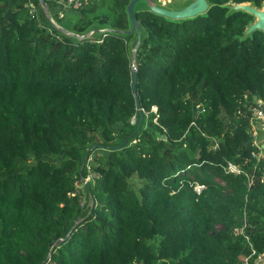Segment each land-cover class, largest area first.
Instances as JSON below:
<instances>
[{
  "label": "trees",
  "instance_id": "obj_1",
  "mask_svg": "<svg viewBox=\"0 0 264 264\" xmlns=\"http://www.w3.org/2000/svg\"><path fill=\"white\" fill-rule=\"evenodd\" d=\"M129 1L83 0L66 18L45 3L83 35L129 30ZM208 2L181 21L136 13L140 122L133 36L77 40L39 0H0V264H264V156L246 118L264 103V34L246 37L254 18L227 6L264 0ZM98 148L86 210L76 183Z\"/></svg>",
  "mask_w": 264,
  "mask_h": 264
},
{
  "label": "water",
  "instance_id": "obj_2",
  "mask_svg": "<svg viewBox=\"0 0 264 264\" xmlns=\"http://www.w3.org/2000/svg\"><path fill=\"white\" fill-rule=\"evenodd\" d=\"M41 7H43L45 11L48 10L45 0H39ZM209 2L208 0H186L181 4L174 3H160L158 0H130L126 7V13L128 17V22L130 25L129 30H120V29H112V28H102V29H93L86 34L78 35L67 30L61 29L57 27L59 31L64 33L65 35L72 37L77 40L89 39L92 37H96L99 35H106L108 33L117 34L122 36H133L129 43L131 64H132V74H131V92L137 103V108L139 109L140 114V122L143 119L142 110L140 109L139 99L136 92V54L141 45L143 30L142 27L137 21L136 13L141 11H148L154 15L163 17L172 21H181L190 18H195L199 15H204L209 10ZM233 12H246L250 14L254 21L247 26L245 31V36L248 37L256 31H260L264 34V2L261 8H257L250 3H241L227 4ZM261 109L264 113V104L261 105ZM139 129V127H138ZM259 262H264V253L259 257Z\"/></svg>",
  "mask_w": 264,
  "mask_h": 264
},
{
  "label": "rangeland",
  "instance_id": "obj_3",
  "mask_svg": "<svg viewBox=\"0 0 264 264\" xmlns=\"http://www.w3.org/2000/svg\"><path fill=\"white\" fill-rule=\"evenodd\" d=\"M158 1L160 3H167V4H169V3L181 4V3H183L186 0H158ZM55 8L57 9V7H55ZM44 13H45L46 18L49 20V22L56 29H57V27L63 29L61 26L57 25V23L55 21V18L52 15H50L49 9L47 11L44 10ZM67 13H68L67 9H62L60 11V13H59V18H61L62 16L64 18H66L67 17L66 16ZM60 14H62V16H60ZM45 32L49 33V35L52 37L49 40L50 43H54V42L60 41V37L54 31L46 28ZM152 112H155V108L152 109ZM263 124H264V121H263ZM257 130L258 131L256 133V140L255 141H256V144L259 147V149L262 150L261 151V155L264 156V126L261 127L260 129H257ZM132 143H134V142H132ZM99 149L100 148H98L97 150L93 151L88 157V160H87V163H86V169H87L86 172H87V174L83 175V179H85V181H87V183H86L87 185H91L93 183V178L96 176V174L92 171L91 166L95 164V162H96L95 158L98 157L100 155V153H101V151H99ZM171 151H172V148L170 146H167V149L165 151L166 156L169 157L171 155V153H172ZM132 181L135 183L137 180H136L135 177H133ZM76 191H77V194H78V197H79V201L83 205L82 207L84 209H86V210H90L93 207V200L89 196L88 191L86 190L85 186L82 185L80 180H79V182L76 183ZM258 261H259V259H258Z\"/></svg>",
  "mask_w": 264,
  "mask_h": 264
},
{
  "label": "built area",
  "instance_id": "obj_4",
  "mask_svg": "<svg viewBox=\"0 0 264 264\" xmlns=\"http://www.w3.org/2000/svg\"><path fill=\"white\" fill-rule=\"evenodd\" d=\"M56 3L61 6L63 9H79L80 7H82L83 5V0H55ZM31 16H34V11L31 10L30 11ZM60 16H62V14H60ZM256 105H249L248 106V112L249 114L246 116V118H248L249 120V127H248V131L250 132L252 138H253V144L257 146L256 144V133H257V129H260L261 127L264 126L263 121H264V113L261 109V105L264 104L262 103L260 100H256ZM241 114H243L241 112ZM246 115V114H244ZM131 123H134V119H132ZM213 145H212V149H216L218 147V140L216 139H212ZM259 148V147H258ZM225 172H230L233 174H239L240 173V168L236 165H233L232 163H228L227 166L224 168ZM80 182L82 183V185H85L87 183V181H85V179L81 178ZM252 185V183L249 184V187ZM205 186L199 183H196L193 187V190L195 191L196 194H200L202 190H204ZM77 193V191H76ZM82 205V204H81ZM249 228L248 224L243 221L242 225L238 228L234 229V234L235 235H239V236H243L244 239L248 242L249 241V237L246 234V229ZM247 259H245V263L247 264Z\"/></svg>",
  "mask_w": 264,
  "mask_h": 264
}]
</instances>
